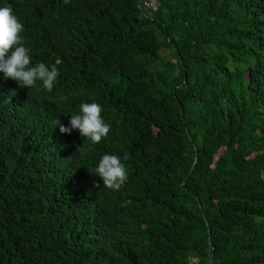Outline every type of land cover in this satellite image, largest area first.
Segmentation results:
<instances>
[{"label":"trees","instance_id":"16d2710c","mask_svg":"<svg viewBox=\"0 0 264 264\" xmlns=\"http://www.w3.org/2000/svg\"><path fill=\"white\" fill-rule=\"evenodd\" d=\"M142 1L0 0L60 71L0 73V264H264V0ZM82 102L98 144L54 125Z\"/></svg>","mask_w":264,"mask_h":264},{"label":"clouds","instance_id":"9594fccd","mask_svg":"<svg viewBox=\"0 0 264 264\" xmlns=\"http://www.w3.org/2000/svg\"><path fill=\"white\" fill-rule=\"evenodd\" d=\"M67 3L68 0H65ZM146 9L155 10L158 0H143ZM24 25L14 14L9 5L0 6V73L5 79L17 82L20 88H32L39 81L43 88L52 91L60 71L56 65L49 67L41 62L32 66L30 49L25 46L22 33ZM103 108L97 102H82L79 105V114L71 115L68 125L55 120L54 125L59 124L61 133L70 134L78 130L93 144H98L106 138L110 132V125L102 116ZM127 160V155L123 157ZM95 175L99 176L104 187L119 190L127 179V168L119 155L104 154L94 169ZM95 187H100L99 183Z\"/></svg>","mask_w":264,"mask_h":264},{"label":"rangeland","instance_id":"374dc122","mask_svg":"<svg viewBox=\"0 0 264 264\" xmlns=\"http://www.w3.org/2000/svg\"><path fill=\"white\" fill-rule=\"evenodd\" d=\"M162 51L164 52V53H166L167 54V52H168V49H167V47L166 46H163L162 48ZM164 55V54H163ZM165 57V56H164Z\"/></svg>","mask_w":264,"mask_h":264},{"label":"water","instance_id":"95a60500","mask_svg":"<svg viewBox=\"0 0 264 264\" xmlns=\"http://www.w3.org/2000/svg\"><path fill=\"white\" fill-rule=\"evenodd\" d=\"M196 157H197V153H196ZM212 256H213V255L210 256V259L212 258ZM210 259H209V261H210Z\"/></svg>","mask_w":264,"mask_h":264}]
</instances>
